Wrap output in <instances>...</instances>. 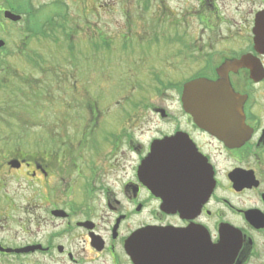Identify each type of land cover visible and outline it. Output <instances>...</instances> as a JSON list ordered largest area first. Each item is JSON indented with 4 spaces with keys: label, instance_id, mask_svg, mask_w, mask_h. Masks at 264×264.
<instances>
[{
    "label": "flooded vegetation",
    "instance_id": "flooded-vegetation-1",
    "mask_svg": "<svg viewBox=\"0 0 264 264\" xmlns=\"http://www.w3.org/2000/svg\"><path fill=\"white\" fill-rule=\"evenodd\" d=\"M60 1L49 0L34 12L32 0H0V117L17 114L22 104L8 71L20 78L29 65L26 73L37 81L39 70L35 61L5 62L8 27L18 24L26 34L32 27L33 37L41 32L53 38L50 18L60 12L50 8ZM115 1L127 21L103 31L102 17L113 14L114 0H76L82 24L66 23L64 13L68 39L91 44L87 60L99 72L119 61L135 69L158 51L159 93L171 87L174 108L147 100L143 108L163 125L140 140L127 124L137 118L134 88L104 101L101 78L95 94L81 95L87 90L77 83L82 78L71 80L74 75L65 72L58 78L48 67L46 94L31 105L34 125L39 126V99L46 107L57 101L64 106L44 110L62 118L61 124L71 118L84 123L57 136L52 126L22 143L16 135L7 141L0 122V228L19 213L25 218H18L17 229H32L10 239L0 235V263L264 264V0H185L174 10L164 0L157 7V0ZM48 11L39 31L34 16ZM8 12L20 19L8 18ZM30 51L37 57L36 49ZM66 67L61 71L74 65ZM130 77L113 78L110 86L130 85ZM197 78L212 87H188ZM55 82L61 87L57 95ZM115 124L120 127L102 131ZM160 139H173L176 163L191 173L164 176L171 182L159 192L138 171ZM200 174L202 191L193 184ZM182 180L188 183L173 184Z\"/></svg>",
    "mask_w": 264,
    "mask_h": 264
},
{
    "label": "rangeland",
    "instance_id": "rangeland-1",
    "mask_svg": "<svg viewBox=\"0 0 264 264\" xmlns=\"http://www.w3.org/2000/svg\"><path fill=\"white\" fill-rule=\"evenodd\" d=\"M31 1V0H30ZM76 0H62L59 3H56L54 7L50 8V11L56 10L60 12V15H54L50 18V21L53 20L54 22V30H55V38H48V36H44L39 34L36 37H33L32 34H26L23 33L21 30L18 29L20 27L18 24L15 26H9L8 31L6 32L5 38L7 39L6 48H7V55L5 57V62L7 64L11 65H20L21 63H26L29 61L31 64L35 61L36 63V69H39L38 71H34L35 78L39 83L32 80L30 76L26 73V70L28 72L31 71V67L29 65L23 66L22 69V77L21 78H15L13 75L8 74L7 78L12 81V86L14 87V84L18 85L21 89L22 99H21V109L20 105L18 104V112L17 114H9L7 113L3 117H0L1 127H2V133H4L6 136V140L10 141V137L12 136H18L16 139L17 142L22 143H30L31 142V134L32 133H39L41 135L42 133L45 134L47 131V128H51L52 126L54 129V134L57 136L58 132L62 133L65 131V133H72L73 129L79 126H82L84 122L80 123L78 122L75 124L74 122H69V125L67 123L61 124L62 118L59 119L52 115L51 113L44 112V110H60L64 111V106L60 104L58 101L54 104V106L46 107V100L39 99L38 102V122L39 126H35L34 122L32 121V110L31 105L34 101V97L42 94V90L40 89L42 83L46 81V74L48 67H56L55 73L58 74V78L65 74H72L74 75L71 80L74 78H81L80 81H77V83H83L86 85V91L81 92V95H88V94H95L96 90V84L98 78L102 79L101 82V91H103V100H107L109 95H117V96H126L131 94V90L134 88V98L135 102L137 103V107H135L136 116L137 118L134 120L133 123L128 124V126H134V134L137 139L145 140L147 137H149L152 132V128L161 127L163 123L155 118V116L151 115L149 113V109L143 108V104L147 102V100L152 99L151 104H155V106L165 107V105H168L171 107L170 110H173V89L171 87H166L164 89V93L161 95L159 91L162 89V86L158 83V80H163L161 77V71L163 70L161 62H158L159 57L161 54L156 51L150 52L151 56L149 61L144 62V59H141L140 62L136 63L137 65L134 66L135 69H131L130 66H127L126 64H122L121 61H119L118 66H114V68H110L109 65H105L104 69L99 72L96 68L95 70L91 69L92 65L89 66V60H87L89 56V48L91 47V44L89 42H86L82 39L75 38L74 42L75 44V55L67 54L68 48L66 45V42L68 39H65L64 35L62 33H67V28H64V13L66 12V18L69 20L66 23L68 24H74L78 19V23L82 24L80 21V15H78V7L75 4ZM118 1V0H117ZM185 0H164L165 5L168 8H174L177 6L179 7ZM190 4H194L193 0H186ZM32 7L34 8V12L37 10V8H41L43 3H49V0H32ZM159 0L155 2L156 7L158 6ZM113 7L112 10L114 11L113 14L110 16L103 15L102 17V28L103 31H111L113 27H115L118 23L123 24L127 21V16L123 14L121 5L117 3L115 0L112 2ZM51 5V6H53ZM160 6V4H159ZM50 11L44 12L45 14L41 17L39 15L34 16V20L38 19L37 26L40 27L43 23H46V16L50 14ZM62 15V16H61ZM61 16V17H60ZM90 20H94L93 17L89 18ZM42 23V24H41ZM99 23V22H98ZM41 24V25H40ZM139 26H141V23H138ZM137 29V28H136ZM172 29H168L167 32H170ZM28 36L29 40L26 42V45H23V39ZM172 42V40H170ZM50 43V45H48ZM53 48V51L52 49ZM37 50L40 53H42V57L37 56L35 57L34 54L30 50ZM86 49V50H85ZM152 48H150V51ZM50 54V55H49ZM46 59H50L47 61ZM154 59H156L154 61ZM27 60V61H26ZM49 62H53L49 64ZM131 62V61H130ZM28 63V62H27ZM94 63V62H93ZM72 64L74 67L69 70H62L69 67H61L63 65ZM129 65V63L127 62ZM132 66V65H131ZM60 67V68H59ZM66 67V68H65ZM109 67V68H107ZM106 68V69H105ZM161 69V70H159ZM45 71V74L44 72ZM169 71V69H168ZM64 74V75H65ZM130 78L132 79L130 85L125 83V86H114L110 84L114 80L113 78ZM79 76V77H78ZM163 82V81H162ZM144 84V85H143ZM134 85V87H133ZM61 87L58 85V83H54V90L55 94L57 95L59 93V89ZM81 87H79L80 89ZM44 91V89H43ZM72 92V91H71ZM109 94V95H108ZM106 103L101 104L100 106L103 107ZM127 107L131 106L132 103L126 104ZM44 106V108H42ZM173 107V108H172ZM138 108V109H137ZM21 110V112L19 111ZM139 115H142L139 117ZM151 118V119H150ZM54 123V124H53ZM157 125V126H156ZM14 127L17 130H19V133L13 131L11 128ZM118 124H115L113 127L109 126H103L102 131L113 129V128H119ZM150 129V134H147L146 132ZM93 132V131H92ZM96 131H94L95 133ZM64 136L63 134H61ZM10 136V137H9ZM108 149V148H107ZM102 156H105L104 152L102 153ZM106 158V157H105ZM103 157V160H105ZM25 218V215H21L19 213H12L11 218L7 220L6 222H1V228H0V235H3L7 238H11L14 234H16L18 231L20 234H24L25 232L28 234L32 233V229L29 227L22 228V230L17 229L18 226V218L19 217ZM19 239V238H18ZM0 264H14V263H0ZM28 264V263H26Z\"/></svg>",
    "mask_w": 264,
    "mask_h": 264
},
{
    "label": "water",
    "instance_id": "water-1",
    "mask_svg": "<svg viewBox=\"0 0 264 264\" xmlns=\"http://www.w3.org/2000/svg\"><path fill=\"white\" fill-rule=\"evenodd\" d=\"M264 14V13H263ZM8 17L12 19H18V16H13L8 14ZM2 43L0 42V45ZM188 87H200L204 89H209L212 87V83H210L204 79H196L192 81ZM213 96H209V99H212ZM191 110V108L189 107ZM176 147L173 142V139H163L155 141L151 147V153L149 156L144 159L142 162L139 173L142 176H145L149 179L151 184L152 190L155 191H162L163 185L170 183L171 181H167L164 179V176H170L177 173H191V168L185 167L182 165H178L176 163ZM161 178V179H158ZM199 182H194L193 184L196 185L195 188L202 191L205 190V181L202 178V175H199ZM191 181V180H190ZM192 182V181H191ZM187 181H173V184L179 185H186ZM200 184V187H199Z\"/></svg>",
    "mask_w": 264,
    "mask_h": 264
}]
</instances>
